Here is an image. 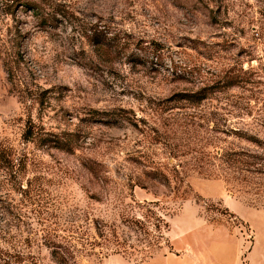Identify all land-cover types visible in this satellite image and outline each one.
I'll return each instance as SVG.
<instances>
[{
  "label": "rangeland",
  "instance_id": "rangeland-1",
  "mask_svg": "<svg viewBox=\"0 0 264 264\" xmlns=\"http://www.w3.org/2000/svg\"><path fill=\"white\" fill-rule=\"evenodd\" d=\"M12 3L0 264H264V0Z\"/></svg>",
  "mask_w": 264,
  "mask_h": 264
},
{
  "label": "trees",
  "instance_id": "trees-1",
  "mask_svg": "<svg viewBox=\"0 0 264 264\" xmlns=\"http://www.w3.org/2000/svg\"><path fill=\"white\" fill-rule=\"evenodd\" d=\"M13 1L12 5H15L16 3H19L20 6L23 7H29L31 5L30 0H11ZM35 8L36 7H31ZM7 73L9 77L12 78L13 75V68L11 66H7ZM206 96V93H204V90L199 93H193V94H187V95H181V99H185L190 102H199L200 100L204 99ZM34 134V125L33 124H28L27 129L23 133V140L27 141L29 140ZM42 142L46 145H51L52 148L61 150V151H66L69 152L71 149V144L70 142L64 141L62 139L57 138L56 136L54 137H48L41 139ZM10 150L6 148L5 146L0 145V161L4 162V167L9 168L11 166V158H10ZM53 256H57L56 250H53L52 252Z\"/></svg>",
  "mask_w": 264,
  "mask_h": 264
}]
</instances>
